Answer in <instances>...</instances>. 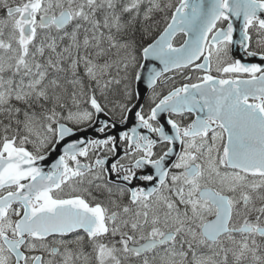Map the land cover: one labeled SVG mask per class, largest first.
<instances>
[{
    "label": "snow or ice",
    "instance_id": "obj_1",
    "mask_svg": "<svg viewBox=\"0 0 264 264\" xmlns=\"http://www.w3.org/2000/svg\"><path fill=\"white\" fill-rule=\"evenodd\" d=\"M0 264H264V0H0Z\"/></svg>",
    "mask_w": 264,
    "mask_h": 264
},
{
    "label": "water",
    "instance_id": "obj_2",
    "mask_svg": "<svg viewBox=\"0 0 264 264\" xmlns=\"http://www.w3.org/2000/svg\"><path fill=\"white\" fill-rule=\"evenodd\" d=\"M235 24L237 26V32L235 33V37L237 39H239L240 22L239 21H235ZM235 54L240 55V50H238ZM146 63L148 64V67H151L153 64H155L157 68H161L162 67V65H160L158 61H148ZM146 75H147V72H145V77H146ZM139 88H140V90L142 92V99H141L140 102L144 103L147 95L149 94V90L146 88V83H144V82H141V84L139 85ZM100 118L102 119L104 117L101 116ZM134 123H135V120H134V117H133L132 119L129 120L128 127H125V126L123 128L122 127H118V130L119 131L126 130L127 128H130L132 125H134ZM95 133L96 132H94L93 130H89L86 133H78L77 136L71 137L70 139H77L80 135H85V136L90 138L92 136L93 137L96 136ZM60 150H61L60 147H58L56 152L52 153V155L48 159V162H47L48 164H51L52 162H54L55 158L60 154Z\"/></svg>",
    "mask_w": 264,
    "mask_h": 264
},
{
    "label": "flooded vegetation",
    "instance_id": "obj_3",
    "mask_svg": "<svg viewBox=\"0 0 264 264\" xmlns=\"http://www.w3.org/2000/svg\"><path fill=\"white\" fill-rule=\"evenodd\" d=\"M238 58V57H237ZM239 58H244V60L246 61V62H248V61H250V62H254V63H256V58H248V57H239ZM198 73H192V75H197ZM162 91H164L165 92V94H166V90H162Z\"/></svg>",
    "mask_w": 264,
    "mask_h": 264
},
{
    "label": "rangeland",
    "instance_id": "obj_4",
    "mask_svg": "<svg viewBox=\"0 0 264 264\" xmlns=\"http://www.w3.org/2000/svg\"><path fill=\"white\" fill-rule=\"evenodd\" d=\"M183 81V78L182 77H178L177 79H176V81H175V83L176 84H179L180 82H182ZM171 85H169V87H170Z\"/></svg>",
    "mask_w": 264,
    "mask_h": 264
},
{
    "label": "bare ground",
    "instance_id": "obj_5",
    "mask_svg": "<svg viewBox=\"0 0 264 264\" xmlns=\"http://www.w3.org/2000/svg\"><path fill=\"white\" fill-rule=\"evenodd\" d=\"M102 119H104V118H102ZM95 135H97V136H98V135H102V134H100V133H97V132H96V133H95Z\"/></svg>",
    "mask_w": 264,
    "mask_h": 264
}]
</instances>
